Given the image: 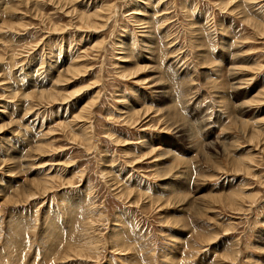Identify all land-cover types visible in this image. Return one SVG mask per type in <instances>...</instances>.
Instances as JSON below:
<instances>
[{
	"label": "rangeland",
	"instance_id": "rangeland-1",
	"mask_svg": "<svg viewBox=\"0 0 264 264\" xmlns=\"http://www.w3.org/2000/svg\"><path fill=\"white\" fill-rule=\"evenodd\" d=\"M0 264H264V0H0Z\"/></svg>",
	"mask_w": 264,
	"mask_h": 264
},
{
	"label": "bare ground",
	"instance_id": "bare-ground-1",
	"mask_svg": "<svg viewBox=\"0 0 264 264\" xmlns=\"http://www.w3.org/2000/svg\"><path fill=\"white\" fill-rule=\"evenodd\" d=\"M72 14V13H71ZM72 70V68H67L65 71L67 72V74L70 72ZM76 70H73L72 71V73L73 72H75ZM70 75V74H69ZM72 76V75H71ZM62 80V79H61ZM71 93V92H70ZM61 94V93H60ZM60 103V102H59ZM75 115V114H74Z\"/></svg>",
	"mask_w": 264,
	"mask_h": 264
}]
</instances>
